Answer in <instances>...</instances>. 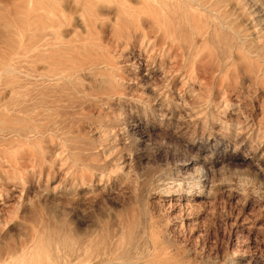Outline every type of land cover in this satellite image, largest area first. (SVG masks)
Instances as JSON below:
<instances>
[{
	"label": "rangeland",
	"instance_id": "1",
	"mask_svg": "<svg viewBox=\"0 0 264 264\" xmlns=\"http://www.w3.org/2000/svg\"><path fill=\"white\" fill-rule=\"evenodd\" d=\"M0 56L35 129L0 143V264L57 231L264 264V0H0Z\"/></svg>",
	"mask_w": 264,
	"mask_h": 264
},
{
	"label": "bare ground",
	"instance_id": "2",
	"mask_svg": "<svg viewBox=\"0 0 264 264\" xmlns=\"http://www.w3.org/2000/svg\"><path fill=\"white\" fill-rule=\"evenodd\" d=\"M20 52L22 53V51ZM3 67H5V65ZM1 83H3V81ZM12 104L13 103H11V105ZM18 105L19 104H17V106ZM4 107L6 106L4 105ZM22 107L23 106H21V108ZM23 109L25 108H18L19 111L14 110L15 113L12 114H10L11 111L8 114L4 111H0V140H2L0 143H11V141L4 140L12 138V136H16V138L23 137L25 140L30 139L28 133L34 132L35 129L33 128L30 119L27 118L28 116L26 117L25 115H20V113L23 112ZM5 110L8 109L5 108ZM24 113L27 114V111H24ZM22 141L23 140H21V142ZM122 237V233L117 235L108 233L99 244L97 243L98 245H95L90 238L84 241L78 240L77 238L75 241L68 242L65 240L64 235L58 231L54 234L46 233L31 240L32 243L30 247H28L29 249L27 248L28 251L26 250V255L23 256L22 264H172L169 261L170 258L168 259L165 256V254L167 255V250L164 252L162 248L161 249L163 251L154 244L150 249H145L144 246L146 244V240L139 233L129 234L127 241H124ZM160 246L163 247L162 245ZM166 260H168V262ZM170 260L172 261V257Z\"/></svg>",
	"mask_w": 264,
	"mask_h": 264
}]
</instances>
